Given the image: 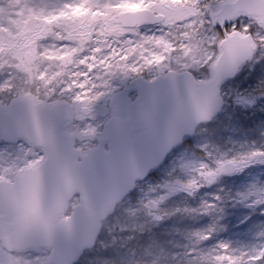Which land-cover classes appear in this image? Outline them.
<instances>
[{
	"label": "snow or ice",
	"instance_id": "snow-or-ice-1",
	"mask_svg": "<svg viewBox=\"0 0 264 264\" xmlns=\"http://www.w3.org/2000/svg\"><path fill=\"white\" fill-rule=\"evenodd\" d=\"M0 264H264V0H0Z\"/></svg>",
	"mask_w": 264,
	"mask_h": 264
},
{
	"label": "rangeland",
	"instance_id": "rangeland-1",
	"mask_svg": "<svg viewBox=\"0 0 264 264\" xmlns=\"http://www.w3.org/2000/svg\"><path fill=\"white\" fill-rule=\"evenodd\" d=\"M254 77H244V78H242V80H241V82L242 83H245V82H247L248 80H251V79H253Z\"/></svg>",
	"mask_w": 264,
	"mask_h": 264
},
{
	"label": "trees",
	"instance_id": "trees-1",
	"mask_svg": "<svg viewBox=\"0 0 264 264\" xmlns=\"http://www.w3.org/2000/svg\"><path fill=\"white\" fill-rule=\"evenodd\" d=\"M251 80L254 81L255 80V77L253 79H251Z\"/></svg>",
	"mask_w": 264,
	"mask_h": 264
}]
</instances>
